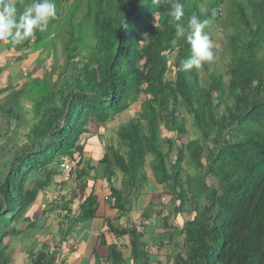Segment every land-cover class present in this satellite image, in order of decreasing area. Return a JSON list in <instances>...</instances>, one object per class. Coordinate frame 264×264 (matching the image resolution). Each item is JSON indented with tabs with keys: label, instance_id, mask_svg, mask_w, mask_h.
I'll return each mask as SVG.
<instances>
[{
	"label": "trees",
	"instance_id": "1",
	"mask_svg": "<svg viewBox=\"0 0 264 264\" xmlns=\"http://www.w3.org/2000/svg\"><path fill=\"white\" fill-rule=\"evenodd\" d=\"M12 2L23 12L32 0ZM180 2L184 16L179 23L186 25L203 8L204 31L210 35L227 0ZM55 3L57 18L44 32L20 45L0 44V56L17 52L9 64L33 53H38L36 65L53 61L43 77H21V90L10 83L0 91L10 93L0 106L8 126L4 133L0 129L7 139L0 146V264L8 263L5 240L20 235L25 215L63 174L62 165H72L79 183L93 171L84 158L90 124L105 126L136 105L139 112L117 133L123 153L109 148L99 163L117 209H124V202L123 192L111 182L114 168L126 178L124 191L135 189L140 195L147 181L146 158L153 156L155 184L180 203L174 213L193 215L182 229L183 253L168 264H264V0H233L223 21L233 33L206 79L200 74L205 64L181 70V60L190 59L192 49L167 23L169 0ZM56 44L63 46V66ZM172 69L173 81L168 79ZM26 102L31 120L24 113ZM182 113L195 129L187 144L182 142L189 139ZM97 209L92 192L79 221L93 219ZM109 227L117 236L127 233ZM130 235L133 259L150 264L141 235ZM32 258L33 264L55 259L45 251ZM111 259L122 262L114 249Z\"/></svg>",
	"mask_w": 264,
	"mask_h": 264
},
{
	"label": "crops",
	"instance_id": "2",
	"mask_svg": "<svg viewBox=\"0 0 264 264\" xmlns=\"http://www.w3.org/2000/svg\"><path fill=\"white\" fill-rule=\"evenodd\" d=\"M91 126H97L99 133L92 131L86 135L84 158L85 166L93 171L79 183L77 174H71L72 165L66 162L71 165V179H62L63 174L55 177L49 192L41 193L25 215L27 221L20 225V235L5 240L7 264H33L32 257L43 251L54 256L53 264H116L111 259V249L121 255L119 264H140L133 259L131 231L141 235L150 264L157 261L168 264L183 253L182 229L193 215L174 213L180 203L172 199L163 186L155 184L152 168L149 174L144 169L147 181L140 195L135 189L128 188L131 194L129 190L124 191L126 178L114 168L111 182L123 192L124 209L119 211L110 198L107 172L99 163L109 148L121 149L122 153L124 148L119 138L117 143L101 132L103 126L96 123ZM120 176L122 182L117 181ZM92 192L98 202L96 215L91 220L79 221L81 206ZM110 225L114 230L127 233L117 236L110 231Z\"/></svg>",
	"mask_w": 264,
	"mask_h": 264
},
{
	"label": "clouds",
	"instance_id": "3",
	"mask_svg": "<svg viewBox=\"0 0 264 264\" xmlns=\"http://www.w3.org/2000/svg\"><path fill=\"white\" fill-rule=\"evenodd\" d=\"M169 4L166 13L168 25H174L176 36L184 38L192 49V57L181 60V70L200 69L205 62H212L215 58V44L204 31L208 21L201 19V15L205 10L201 8L200 15L192 13L185 25L179 23L184 16V5L180 0H169ZM56 18L55 0H32L23 12H18L12 0H6L0 5V44L16 46L34 39L36 32H44Z\"/></svg>",
	"mask_w": 264,
	"mask_h": 264
},
{
	"label": "rangeland",
	"instance_id": "4",
	"mask_svg": "<svg viewBox=\"0 0 264 264\" xmlns=\"http://www.w3.org/2000/svg\"><path fill=\"white\" fill-rule=\"evenodd\" d=\"M232 6H233V0H227V2L225 3V5L221 8V22L219 23V25H213L211 26V30H210V37L213 40L214 44H215V58L212 62H205V68L206 70L202 69L200 71L201 77L203 79L207 78V75L210 74V72L213 71V64L216 60H218L219 57V51L221 49H224V43L227 42V36L231 35L233 33V30L231 28H226L227 25L223 22L226 20V18L229 16V14L232 12ZM222 23V24H221ZM56 48H57V52H58V65L59 66H63L65 63V58L63 55V46L61 44H56ZM17 52L12 51V52H5L3 53V55L0 56V89L3 86V89H5L7 86H9V84L11 83V85H16L15 90L19 91L22 88V85L24 83V80H22L21 77H24L26 74H33L32 78L35 77H43L44 75L48 74L50 72V68L51 65L53 63L52 59L46 60V62L41 63V65H36L34 63V60L38 57V53H33L30 54L27 59L22 62V63H17L14 62V60L12 61L11 64H9V61L14 59V57H16ZM226 63V62H225ZM224 62L222 63V66L224 67ZM221 66V65H220ZM37 67V68H36ZM172 72L168 74V79L173 81L175 79V74H174V69L171 70ZM57 79V75L53 76L52 78V84L55 83L54 81ZM226 80H228V78H226ZM2 89V90H3ZM0 90V91H2ZM10 93H5L3 95H0V106H2L4 104V99L9 95ZM140 107L138 105L134 106L133 108H131L130 110H128L126 113L116 117L112 122L108 123L105 126H101L102 129L104 131H101L107 138L112 137L113 141H117V143H119L118 137H117V133L118 130L121 126L126 125L129 121H131L134 118V113L139 112ZM24 113H26V117L29 118V120L32 119V112H31V108L29 106V103H24ZM182 116L186 118V126L188 129V136L189 139L185 142L182 141L184 143H188V141H190V139H193V130L195 131V129H192V120L184 113H182ZM6 117H3L0 113V129L3 131H6ZM8 127V126H7ZM13 127H11L9 129V135L11 136V131ZM97 126H91L89 128V130L92 131H96V134L99 133V130L97 131ZM4 137L0 134V146L4 145L7 142V139H3ZM19 138H21L19 136ZM25 141L20 142V144H25ZM117 146V145H116ZM119 146V144H118ZM168 151V146H164V152L167 153ZM154 160L153 156H148L146 158V173H151V163ZM68 160H64V162H67ZM71 166V165H70ZM184 167V171H186V165L183 164ZM72 168V166H71ZM70 174V170H67L63 173V177L62 179L66 178V179H71L69 178ZM121 178H118L117 181H123L122 176H120ZM187 175H185V172L182 173V180H186ZM119 185V184H118ZM140 191H143L145 189V184H143L142 186H140ZM46 192H49V190L47 189ZM47 199V198H45ZM172 199H174V197H172ZM188 216V215H186Z\"/></svg>",
	"mask_w": 264,
	"mask_h": 264
},
{
	"label": "built area",
	"instance_id": "5",
	"mask_svg": "<svg viewBox=\"0 0 264 264\" xmlns=\"http://www.w3.org/2000/svg\"><path fill=\"white\" fill-rule=\"evenodd\" d=\"M62 170L65 172L67 170H70L69 165H62Z\"/></svg>",
	"mask_w": 264,
	"mask_h": 264
}]
</instances>
